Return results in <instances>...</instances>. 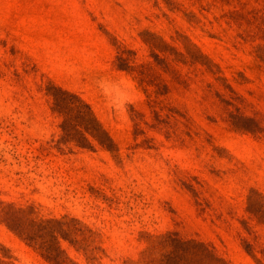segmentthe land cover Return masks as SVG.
I'll use <instances>...</instances> for the list:
<instances>
[{
	"label": "rangeland",
	"instance_id": "rangeland-1",
	"mask_svg": "<svg viewBox=\"0 0 264 264\" xmlns=\"http://www.w3.org/2000/svg\"><path fill=\"white\" fill-rule=\"evenodd\" d=\"M52 87L112 142L64 141ZM21 209L0 264H264V0H0V211Z\"/></svg>",
	"mask_w": 264,
	"mask_h": 264
},
{
	"label": "trees",
	"instance_id": "trees-1",
	"mask_svg": "<svg viewBox=\"0 0 264 264\" xmlns=\"http://www.w3.org/2000/svg\"><path fill=\"white\" fill-rule=\"evenodd\" d=\"M53 91H49L53 98V109L62 117L61 128L63 130V140L66 142H74L77 146L92 148L90 137L96 140L102 146H108L111 138L102 127L94 114L91 106L78 94L63 90L59 87H52ZM23 210H2L0 211V219L13 231L22 235L24 226L21 224ZM30 240L29 238H25ZM56 239V237L54 238ZM194 247H200L205 250V254L209 258H215L212 251L202 242L195 240L184 241ZM57 243V240H56ZM182 244L178 241L175 245V256L178 254V248ZM175 259V257L173 258ZM172 259V260H173ZM169 264H172V262Z\"/></svg>",
	"mask_w": 264,
	"mask_h": 264
}]
</instances>
